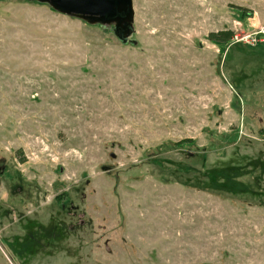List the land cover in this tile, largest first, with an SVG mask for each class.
<instances>
[{
  "label": "rangeland",
  "instance_id": "rangeland-1",
  "mask_svg": "<svg viewBox=\"0 0 264 264\" xmlns=\"http://www.w3.org/2000/svg\"><path fill=\"white\" fill-rule=\"evenodd\" d=\"M132 8L0 0V264H264V0Z\"/></svg>",
  "mask_w": 264,
  "mask_h": 264
},
{
  "label": "water",
  "instance_id": "water-1",
  "mask_svg": "<svg viewBox=\"0 0 264 264\" xmlns=\"http://www.w3.org/2000/svg\"><path fill=\"white\" fill-rule=\"evenodd\" d=\"M56 11L78 16L89 22L114 23L113 31L125 40L132 29V0H39ZM131 42L135 40L130 39Z\"/></svg>",
  "mask_w": 264,
  "mask_h": 264
},
{
  "label": "trees",
  "instance_id": "trees-1",
  "mask_svg": "<svg viewBox=\"0 0 264 264\" xmlns=\"http://www.w3.org/2000/svg\"><path fill=\"white\" fill-rule=\"evenodd\" d=\"M233 35H234L233 30H231V29H222V30H218V31L209 32L207 37L211 41L218 42V43L219 42L225 43V42H228L229 40H231ZM240 189H241V187H240Z\"/></svg>",
  "mask_w": 264,
  "mask_h": 264
},
{
  "label": "flooded vegetation",
  "instance_id": "flooded-vegetation-1",
  "mask_svg": "<svg viewBox=\"0 0 264 264\" xmlns=\"http://www.w3.org/2000/svg\"><path fill=\"white\" fill-rule=\"evenodd\" d=\"M111 24H112V27H114V23L111 22Z\"/></svg>",
  "mask_w": 264,
  "mask_h": 264
}]
</instances>
